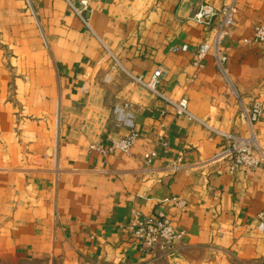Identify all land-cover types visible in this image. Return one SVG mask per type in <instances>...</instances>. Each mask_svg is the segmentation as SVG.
<instances>
[{
	"label": "crops",
	"instance_id": "1",
	"mask_svg": "<svg viewBox=\"0 0 264 264\" xmlns=\"http://www.w3.org/2000/svg\"><path fill=\"white\" fill-rule=\"evenodd\" d=\"M29 1L33 13L26 0H0V264L264 260V161L213 159L231 144L220 133H253L264 155V113L249 122L244 112L255 99L264 107V42L252 40L264 0H236L225 73L212 55L194 62L206 34L190 16L201 1L226 0H103L88 24L65 0ZM182 44L188 51L172 50ZM158 68L161 91L185 97L201 122L136 79ZM120 102L138 132L130 152L90 149L127 134L112 113ZM158 210L185 232L167 253L143 250L127 228L134 212Z\"/></svg>",
	"mask_w": 264,
	"mask_h": 264
},
{
	"label": "built area",
	"instance_id": "2",
	"mask_svg": "<svg viewBox=\"0 0 264 264\" xmlns=\"http://www.w3.org/2000/svg\"><path fill=\"white\" fill-rule=\"evenodd\" d=\"M103 0H65L67 5L73 12L85 23L88 24V16L93 11V3ZM27 6L33 13L30 1L26 0ZM236 14V0H226L221 5L215 6L205 1L197 4L190 18L198 25H201L205 31L206 37L196 46L193 52L194 62L201 65L202 61L207 55L214 57L217 68L225 73L227 62V46L225 44ZM253 41L264 42V25H257L253 29ZM248 42V39H244ZM173 51H188L187 44L173 46ZM118 65L116 57L110 56ZM115 67V65H114ZM162 70L156 69L151 77L144 81L142 77L136 79L152 91L156 97L164 100L171 105L175 114H184L189 119L200 121L188 110V101L185 97H180L173 100L167 97L159 88L160 79L162 78ZM249 122L257 121L264 113V107L261 102L255 99L248 111H244ZM112 113L120 127L127 130V134L123 137L112 140L108 146H100L98 144H90L89 148L98 152L105 153L107 150H120L126 154L130 152L132 145L135 143L138 132L135 129L133 121V113L129 109V103L120 102L112 107ZM215 131V130H214ZM231 144L219 151L213 156V159L226 158L231 168L256 167L261 161H264V155L261 154L256 138L252 133L249 138L240 139L232 134H224ZM156 156L155 151L146 152L143 155V161L146 165L151 164L153 158ZM173 170L178 169L177 164L171 165ZM170 201L179 210H184L186 201L183 198L174 196ZM132 237L139 244V246L147 252H161L167 253L176 248V246L183 240L185 232L182 229L176 228L171 219L161 210L154 214L143 215L139 212H134L132 219L127 224ZM257 228L264 230V212L260 213Z\"/></svg>",
	"mask_w": 264,
	"mask_h": 264
},
{
	"label": "rangeland",
	"instance_id": "3",
	"mask_svg": "<svg viewBox=\"0 0 264 264\" xmlns=\"http://www.w3.org/2000/svg\"><path fill=\"white\" fill-rule=\"evenodd\" d=\"M114 65H115V67H114ZM109 67H110V68H109L110 70L118 67L117 64H115L114 60H112L111 57H110V59H109ZM108 73H109L110 75H108ZM111 75H112V73H110V72H107V73H106L105 77H106V76H107V77H106L105 82H110ZM13 264H24V263H22V262H17V263H13ZM231 264H264V260H262V259L252 260V261H235V260H233V262H232Z\"/></svg>",
	"mask_w": 264,
	"mask_h": 264
}]
</instances>
